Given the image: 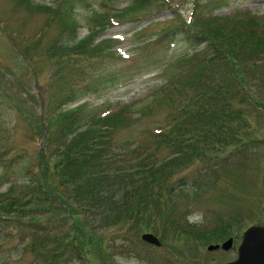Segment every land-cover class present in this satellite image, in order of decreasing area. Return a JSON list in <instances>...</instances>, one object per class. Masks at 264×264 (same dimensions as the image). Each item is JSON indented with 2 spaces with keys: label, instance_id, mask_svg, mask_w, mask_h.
Returning <instances> with one entry per match:
<instances>
[{
  "label": "rangeland",
  "instance_id": "374dc122",
  "mask_svg": "<svg viewBox=\"0 0 264 264\" xmlns=\"http://www.w3.org/2000/svg\"><path fill=\"white\" fill-rule=\"evenodd\" d=\"M37 1L58 3V0ZM169 1L172 5L157 1L149 8L154 15L146 17L149 9L141 13L129 11L128 5L131 0H64L57 12L21 4L20 0H17V3L15 0H0V149L8 147L6 150L9 151V155L14 156L5 160L8 164L7 169L0 168V184L3 185L0 190L6 188L5 192H8L12 188L10 199L0 196L4 206L1 201L0 205L5 207V214L11 217L9 221L13 222L12 225L21 228L1 232L0 264H51L55 258L49 259L48 256L53 255L58 249L59 256L64 253L61 252L63 244L59 245L58 241L60 239L66 241V238L74 234L79 235L71 227L70 222L62 225L53 208L39 206V202L46 205L40 198L44 197L43 194H26L24 192L26 185H23V181L28 178L25 173H29L25 165L36 163L39 154L47 161L45 170L37 174L41 185L51 182L52 185H56L59 182L56 177L57 169L55 172L54 164L50 165V162L55 163V160L61 162L63 159L57 156L60 150L57 149L54 154L48 138L59 122L58 120L55 123L56 116L69 110H74L76 115L75 106L79 101L75 102L68 94L66 86L60 84L59 75L62 76V81L65 74L60 64L51 59L47 44L56 36L60 44L72 36L64 28L67 23H78L79 27L75 32L80 37H85L98 20L99 23H104L100 17L106 16L109 9L115 13L122 10L120 24L101 31L95 40L121 34L120 40L115 39L113 43L120 48L121 53L124 52L129 57L130 61L139 60L146 71L116 88H103L95 94H90L87 90L88 85L95 82L93 84L95 86H104L111 71L127 67V63L130 62L124 63L119 57L108 55L102 58L104 67L95 66L96 72H99L97 80L89 82L87 78L76 79L74 87L78 93L83 92L79 97L86 98L87 94L91 96L90 102L77 110L82 116L100 114L109 107H116L118 102L140 100L135 105V110H143L147 103L153 106L134 122L120 124L118 127L116 125L113 131L116 133L114 141L126 143L135 140L147 141L155 127L172 124L175 115L173 104L165 92L158 89L167 78L172 79V76L179 74L180 70L187 66L186 63L179 66L177 59L189 51L191 44L197 43L198 46L214 44L210 38L215 36L217 41L213 42H217L223 50L234 39H238V43L257 46L259 40L255 36L256 33H251L248 26L257 25L264 31V0ZM196 3L197 10L193 14L191 9L196 7ZM69 6H72V13L66 11ZM236 10L239 11V16L242 15V25L228 24L224 30L220 28L214 31L213 25L209 24L211 22L203 21L209 14L226 16ZM143 13L144 18L139 19L141 17L139 14ZM52 15L55 17L48 22ZM189 22L192 24L191 27L187 26ZM166 27L175 33L166 31L168 28L163 31ZM43 31L44 38L41 43L32 42L31 38ZM198 31L202 35H198ZM173 37L176 41L179 38L175 45L170 44L169 38ZM27 41L29 45L23 50V45ZM86 49L91 50L93 47L88 44ZM101 54L105 55V51H101ZM196 62L194 61L195 64ZM99 81L104 83L99 84ZM153 90L156 93H151ZM258 92L264 96V89L261 88ZM262 108V106L251 108L247 105L241 108L238 100L233 98L230 100L229 115L224 119L227 125L222 120L215 126L210 124L209 128L213 129L204 132L198 129L199 125L196 124L183 135L174 134L173 138L198 139L191 143L193 145L191 159L194 163L206 164L222 160H227L228 163L221 167L225 166L223 171H220L219 181L214 182L215 184L205 183L201 195L197 197L179 195L177 205L182 226L177 228V232L172 231L171 226L165 223L163 231L159 226L160 220H154L157 221L155 229L160 227V232L156 234L164 235L162 239L164 245L159 249H153L145 244L147 247H143V253L153 256L156 259L155 264H224L237 256V247L243 231L253 223L264 224V117L256 112V109ZM42 113V117L47 119L52 127L51 125L44 127L40 117ZM195 120L203 125L205 119L198 117ZM254 127L260 130L256 133L255 139L251 138L254 141L249 142L248 147L241 145L240 137L246 136V133L250 135ZM143 131L148 133L144 135ZM167 131L170 134V129ZM214 132L216 135L213 136ZM76 138L81 139L79 134ZM172 150L171 146L161 149L158 157L166 158ZM252 150L254 153H251ZM193 153L197 155L194 156ZM252 154H257L259 158L254 159ZM2 165L5 163L0 162V167ZM182 173H175L174 177L181 176ZM184 177L178 180V185L190 180L189 176ZM31 187L29 184L30 189ZM41 192L43 193L42 189ZM105 201L102 199L100 202L105 205ZM108 206L109 204L106 205V209ZM76 216L80 223L83 219L84 225L88 228L89 264H109V259L110 264H150L143 260L142 255L137 256V251L133 248L129 252L118 248L116 255L109 257L111 244L109 224L97 229L86 212L79 211ZM101 219L100 222L105 223ZM183 222L197 224H193V231H190L183 226ZM34 230L39 235L38 233L32 235ZM218 230L222 233L210 234ZM27 232L31 234L29 237L25 235ZM230 236H235L236 239L233 249L208 250L209 244L221 243ZM136 237L131 234V239L135 240ZM34 238L32 248L29 243ZM136 246L137 244H134V247ZM56 263L80 264L73 255H69L68 259L64 257L58 259Z\"/></svg>",
  "mask_w": 264,
  "mask_h": 264
},
{
  "label": "trees",
  "instance_id": "16d2710c",
  "mask_svg": "<svg viewBox=\"0 0 264 264\" xmlns=\"http://www.w3.org/2000/svg\"><path fill=\"white\" fill-rule=\"evenodd\" d=\"M23 1L27 3L31 2L30 0ZM149 4V0H132L130 7L132 11H141ZM39 7L51 9L53 12H57L61 8L60 5H57L55 8L48 5H41ZM66 11L72 13V6L67 7ZM54 17L55 15L50 16L48 22H51ZM105 24L102 28L105 27ZM77 25L78 23H67L66 27H64L74 38L67 39L64 43L60 44L58 36H56L47 46L51 59L60 64L64 74L73 67L83 64L86 62L85 60L92 59L87 55H95L94 65H104L102 64V58L98 55L101 54V51H105V54H107L108 49L105 46H110V44H107V39L101 41L100 43L102 44L95 45L91 38L92 34L87 38L79 40L77 44L74 33ZM217 28L224 30V26H217ZM237 40L231 41L225 50L217 44H210L211 47L206 46L203 48L206 52H211V56L206 58L205 55H202L196 58V66L193 65L190 68L187 78L183 83H180V89L177 88L179 85L176 87L177 90L173 86L172 88L167 87V95L172 100L176 96L177 105L175 111L179 116L177 118L178 123H174L173 125L174 128L171 136L164 133L163 140L164 143L167 140L166 143L171 147L177 145L183 146L178 148L179 151L177 153L172 151L169 154L171 159H160L158 157L159 145L156 148H152V150L148 149L151 147L145 149L140 146L129 152L127 160H124L125 157H119L115 153L117 161L109 158V160H113V162H109V165L118 162L119 168L108 167L106 150L109 149L112 152H115L114 149L125 151V148L119 147L114 142L115 132L113 131L116 125L118 127V125L124 124L127 120V109L112 111L105 117L92 116L90 119H87L89 116H82L77 110L76 115H74V110H69L56 116L55 123L58 120L59 122L51 132L53 133V137L50 141L60 150L58 153L59 159H63L59 162L60 164H56L58 173L56 177L59 179V182L56 185H52V182L49 184L45 183L41 187L42 193L39 184L40 180L36 175H33L30 181L32 187L28 190V193L32 195L43 194L42 196L44 197L40 198L43 199L46 205L39 202V206L53 208L61 223H66L68 219L73 220L71 227L79 231L80 234H74L70 238H66V241H63V239L58 241L59 245L63 244L61 252L63 253L64 251V253L59 256L60 249H58L53 255L48 256L49 259L55 258L51 264H58L56 261L63 257L68 259L69 255L77 256L80 264H85V261L86 264H89L88 257H86V253L88 252L86 251V239H89V235L82 226V221L80 223L79 219L75 216L77 215L78 208L81 209V207L92 218H99V222L96 223L97 226L102 227L109 224V229L111 230L110 236L113 238H116L120 234L126 235L124 239L127 243L138 240L140 244H143L139 234L144 230L160 232V227L164 231L163 223L170 225L171 230L174 232H177V228L182 226V218L177 205L179 195L187 194L194 196L195 194H201L202 183L217 177L220 179V171L223 168H220L221 165L217 161L213 165V161L206 164L194 163L191 159V153L193 152V145L191 143L196 142L198 139L190 138L193 140L189 143L187 139L179 140L173 138L174 134L183 135L184 132L190 130L187 127L186 121L192 114L191 107L195 99L198 102L195 110L200 112L199 114L203 115L202 118L205 120L203 125L198 121L194 125L198 124V129L210 132L208 129H213L209 128L210 124L215 126L223 120L224 124L227 125V121L224 119L228 117L230 112L227 109L230 105L227 101L230 94L234 93L236 96L238 90H246L248 86H252L250 80L253 78L257 79V73L260 74L259 76L264 86V41H258L257 46H254L238 43ZM88 44H91L93 49H86ZM213 45L216 47L215 53L212 50ZM203 50L199 53L196 52V56L200 55ZM258 60L263 61L261 73L257 68ZM92 72L95 73L94 71ZM119 73L118 70H113L111 73V81L113 83H116ZM64 83L60 81V84ZM214 98H217L216 102L211 101ZM238 105L241 108L246 107L240 101ZM48 125L50 126L51 124L48 123ZM205 125H207V128H205ZM78 134L81 139L76 138ZM214 135H216V132L213 133ZM252 136H242L239 142L241 145H247L248 147L249 142L255 139L254 136V139H251ZM249 139L251 140L247 141ZM193 155L196 156L197 153L196 155L193 153ZM194 171L197 174L193 175L192 184L177 185V180L174 178L175 173L186 172L190 174ZM108 173L109 176L107 175ZM113 175L117 181L115 192L109 195L98 193L94 197L89 198V195L83 190V186H87L86 184L90 180L104 183L106 178L112 179ZM209 184L215 183L210 182ZM11 192L12 188L8 192H1V195L10 199ZM102 199L106 200L105 205L102 204L103 202H100ZM107 204H109L108 209H106ZM2 205L4 206L3 203ZM102 205H104L103 208H101ZM100 218L105 223H101ZM158 219L161 225L155 229L157 221L155 222L154 220ZM183 223V226L190 231H193V224H196ZM130 233H134L137 236L134 241L128 237ZM220 233L222 231L218 230L212 231L210 234ZM163 237L164 235H162ZM32 243L34 244V240ZM109 252V257L115 255L111 245L109 246ZM105 260L107 261V259ZM150 260L153 261L152 258Z\"/></svg>",
  "mask_w": 264,
  "mask_h": 264
},
{
  "label": "water",
  "instance_id": "95a60500",
  "mask_svg": "<svg viewBox=\"0 0 264 264\" xmlns=\"http://www.w3.org/2000/svg\"><path fill=\"white\" fill-rule=\"evenodd\" d=\"M146 240L160 245V240L153 234L143 235ZM233 245V238L223 243V248L229 249ZM219 245H210L209 249H215ZM227 264H264V225L251 226L243 236L239 257Z\"/></svg>",
  "mask_w": 264,
  "mask_h": 264
}]
</instances>
